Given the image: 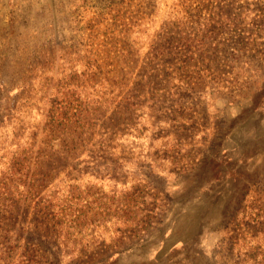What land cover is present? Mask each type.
I'll return each mask as SVG.
<instances>
[{
    "label": "rangeland",
    "instance_id": "rangeland-1",
    "mask_svg": "<svg viewBox=\"0 0 264 264\" xmlns=\"http://www.w3.org/2000/svg\"><path fill=\"white\" fill-rule=\"evenodd\" d=\"M0 264H264V0H0Z\"/></svg>",
    "mask_w": 264,
    "mask_h": 264
}]
</instances>
